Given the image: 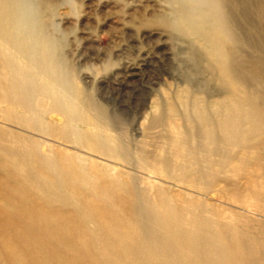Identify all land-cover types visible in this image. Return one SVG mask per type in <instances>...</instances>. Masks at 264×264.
<instances>
[{
	"label": "bare ground",
	"instance_id": "6f19581e",
	"mask_svg": "<svg viewBox=\"0 0 264 264\" xmlns=\"http://www.w3.org/2000/svg\"><path fill=\"white\" fill-rule=\"evenodd\" d=\"M166 1L206 79L149 116L152 151L77 88L44 3L0 0V264H264V0Z\"/></svg>",
	"mask_w": 264,
	"mask_h": 264
},
{
	"label": "rangeland",
	"instance_id": "374dc122",
	"mask_svg": "<svg viewBox=\"0 0 264 264\" xmlns=\"http://www.w3.org/2000/svg\"><path fill=\"white\" fill-rule=\"evenodd\" d=\"M39 1L44 3L43 19L51 23L49 32L59 42L65 69L75 71L77 88L91 92L107 115L117 116L118 131L132 148L141 146L153 151L165 146L167 126L147 127L149 116L160 110L159 104L175 99L185 87L186 74H195L198 84L206 79L204 73L195 72L189 38L176 29L167 30L162 22L169 17L167 1ZM49 113L55 120L63 116L56 110ZM31 120L46 124L41 115ZM5 124L49 144H60L46 133L16 127L11 122ZM61 145L98 162L117 164L79 145Z\"/></svg>",
	"mask_w": 264,
	"mask_h": 264
}]
</instances>
